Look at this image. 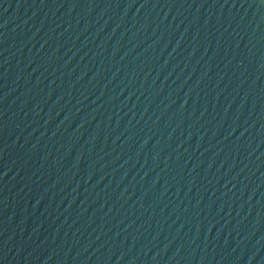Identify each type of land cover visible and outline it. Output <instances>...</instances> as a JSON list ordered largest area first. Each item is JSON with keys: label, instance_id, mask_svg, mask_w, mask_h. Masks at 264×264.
I'll use <instances>...</instances> for the list:
<instances>
[{"label": "water", "instance_id": "obj_1", "mask_svg": "<svg viewBox=\"0 0 264 264\" xmlns=\"http://www.w3.org/2000/svg\"><path fill=\"white\" fill-rule=\"evenodd\" d=\"M0 264H264V0H0Z\"/></svg>", "mask_w": 264, "mask_h": 264}]
</instances>
